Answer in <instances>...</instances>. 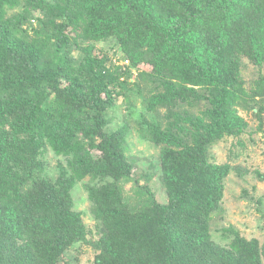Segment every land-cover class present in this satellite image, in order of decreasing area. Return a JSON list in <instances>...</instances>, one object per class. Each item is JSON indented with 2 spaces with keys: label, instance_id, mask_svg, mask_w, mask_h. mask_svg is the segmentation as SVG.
<instances>
[{
  "label": "trees",
  "instance_id": "trees-1",
  "mask_svg": "<svg viewBox=\"0 0 264 264\" xmlns=\"http://www.w3.org/2000/svg\"><path fill=\"white\" fill-rule=\"evenodd\" d=\"M132 71L156 85L142 102L156 120H135L160 149L148 170L127 154L128 115L109 117L119 98L136 107ZM237 105L263 118L264 0H0V264H83V245L90 264H264V236L216 224L232 168L211 149L242 132Z\"/></svg>",
  "mask_w": 264,
  "mask_h": 264
},
{
  "label": "rangeland",
  "instance_id": "rangeland-1",
  "mask_svg": "<svg viewBox=\"0 0 264 264\" xmlns=\"http://www.w3.org/2000/svg\"><path fill=\"white\" fill-rule=\"evenodd\" d=\"M10 13L8 17H12ZM39 15H35V17ZM27 28L38 26V20L32 19ZM113 42H104L96 44L97 52H106L112 47ZM128 59L124 60L123 56L115 57L114 62L117 66L131 71L130 64L126 63ZM132 74H127L130 77L121 78L125 89L133 92V100L138 99L137 105H132V113L127 111L122 98H119L117 105L110 111L109 117L112 120V128H119L124 123V116L128 115V122L131 125L128 139L127 154L134 157L138 162V168L148 170L150 164L159 165L160 149L153 143L143 138L140 131L137 129L135 120L138 115L145 113L150 120H156V116L148 113L145 110L144 102L150 99L148 91L152 93L153 86H145L139 79L137 71H132ZM257 73L253 70L246 74L245 82L246 88L250 90L252 87L250 83L252 80H257ZM122 84V85H123ZM141 89V91H140ZM140 92V93H139ZM255 92L253 87L252 93ZM260 100L256 97V101ZM143 102V103H142ZM181 114L187 117H197L209 108L207 102L202 101L199 106L191 110L190 107L181 105L179 107ZM237 115L243 119L245 125L240 134L233 136L225 135L217 144L211 149V160L217 165L229 164L231 174L225 181V197L223 202L224 215L223 218L216 219V224L219 227H231L241 232L245 236H264V113L263 118L257 116V110L252 108H243L239 105L235 106ZM262 125V127H261ZM60 157L53 152L47 155L49 164L48 174L53 176L58 173L57 162ZM62 158V157H61ZM255 188V189H253ZM249 190L253 198H245L243 192ZM126 194L129 196L132 193L127 190ZM85 190L84 184H79L73 192L75 207L78 211L83 213L85 224L92 228L94 226V217L90 210L89 197ZM260 201V202H259ZM258 202V203H257ZM74 255L79 256L83 264H90L93 262L94 254L90 247L84 246L78 252L72 251Z\"/></svg>",
  "mask_w": 264,
  "mask_h": 264
}]
</instances>
